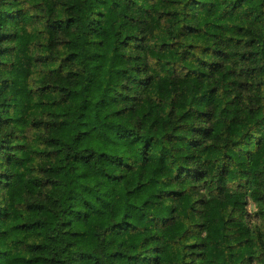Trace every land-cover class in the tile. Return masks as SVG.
<instances>
[{"label": "trees", "instance_id": "1", "mask_svg": "<svg viewBox=\"0 0 264 264\" xmlns=\"http://www.w3.org/2000/svg\"><path fill=\"white\" fill-rule=\"evenodd\" d=\"M0 264H264V0H0Z\"/></svg>", "mask_w": 264, "mask_h": 264}]
</instances>
